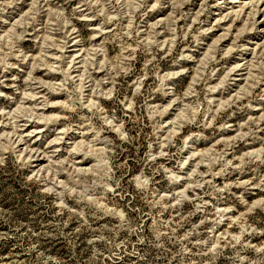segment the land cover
Instances as JSON below:
<instances>
[{
	"label": "rangeland",
	"instance_id": "rangeland-1",
	"mask_svg": "<svg viewBox=\"0 0 264 264\" xmlns=\"http://www.w3.org/2000/svg\"><path fill=\"white\" fill-rule=\"evenodd\" d=\"M43 1L0 0V264H264V38L232 75L253 20ZM26 123L40 149H17Z\"/></svg>",
	"mask_w": 264,
	"mask_h": 264
},
{
	"label": "bare ground",
	"instance_id": "bare-ground-1",
	"mask_svg": "<svg viewBox=\"0 0 264 264\" xmlns=\"http://www.w3.org/2000/svg\"><path fill=\"white\" fill-rule=\"evenodd\" d=\"M23 4L25 5H29L28 2L31 0H23ZM35 1V0H34ZM41 1V0H40ZM60 1V0H59ZM53 1L51 0H44L41 4L42 9L49 5H51ZM31 3V2H30ZM74 3V2H73ZM216 4V9L218 14L216 16H221L222 14L224 15V18L218 19V21H214V23H219L218 25H220V23H224L225 24V19H229L234 15H238L240 14V16L243 17H247L248 19H252L253 23H252V29L250 31L251 34L254 35V37L251 39V41L247 42V48H245L243 51H246L244 53V55H242V57L240 58L241 60L239 61L238 65L232 70V75L235 77V79L233 80L234 82H238V83H242L243 81H247L246 80V76L249 73V70L252 68V62L254 60V58L256 57L257 52H259L260 48L263 46V43H260V40H263L264 38V0H215L214 2ZM35 4V3H34ZM213 7V6H212ZM50 10V9H49ZM48 11V10H47ZM261 16V17H259ZM259 17V19H258ZM236 18H238L236 16ZM235 18V19H236ZM85 20V19H84ZM162 20V19H161ZM86 21H93V20H87ZM231 21V20H230ZM18 22V21H17ZM162 22V21H161ZM233 22V21H232ZM248 23V22H247ZM163 24V23H162ZM161 24V25H162ZM221 24V25H222ZM235 24V22H234ZM98 26V25H97ZM106 26V25H105ZM224 26V25H223ZM16 27V26H15ZM213 28V27H212ZM215 28V27H214ZM213 28V29H214ZM226 29V28H225ZM249 29V30H250ZM65 30V29H64ZM104 27H101L100 29L97 28L95 29V31H100V33H104ZM212 30V29H211ZM215 30V29H214ZM73 32V31H72ZM76 32L74 31V33L70 34V36L65 37V47H66V52H62V54H73L74 60L73 61V69H74V73L79 72L78 70L80 69V67L78 68V66H80L82 62V58L84 55V51L82 49H79V43L77 41L78 36H75L77 34H75ZM96 33V32H95ZM230 34V33H229ZM248 34V33H247ZM227 36V34H225ZM231 35V34H230ZM229 35V36H230ZM245 36V35H244ZM99 37H97L98 39ZM222 38V36H221ZM225 38V37H224ZM222 38V40L224 42H226L228 39V37H226V39ZM239 40V39H238ZM96 41V40H95ZM222 41V42H223ZM223 42V43H224ZM68 45H70V47L68 48ZM245 46V45H244ZM82 47V46H81ZM80 47V48H81ZM242 47V46H241ZM71 48V50H70ZM239 48V47H238ZM61 51V50H60ZM75 54V55H74ZM49 57V56H48ZM193 57V56H192ZM234 58V57H233ZM72 66V65H71ZM254 66V64H253ZM82 67V66H81ZM257 69V68H256ZM255 69V70H256ZM254 70V67L253 69ZM254 70V71H255ZM251 71V70H250ZM98 73V72H97ZM231 73V72H230ZM251 74V73H250ZM99 75V74H98ZM248 77V76H247ZM100 80V79H99ZM248 82V81H247ZM239 85V84H238ZM7 87V86H6ZM237 87V86H236ZM238 98V96H237ZM215 101V100H214ZM47 107V106H46ZM45 107V110H46ZM260 108V107H259ZM44 109V106H43ZM260 110H264V108L259 109ZM31 123V122H30ZM37 124L36 126H30L28 125V123L24 124L23 129L20 130L21 134L19 136V141L15 142V145L17 147V149H40L38 147L39 144L37 142H35V144H29L28 142V137L32 136V135H40V133H43L44 138L48 137L50 135V131H45L41 129V127L39 126V123H35ZM230 127V126H229ZM32 128V131H29V129ZM25 133V135H24ZM17 134V133H16ZM70 135V134H69ZM79 136L81 138H84L86 135L85 134H79ZM67 141H63L60 142V139H54L53 141H51L50 145L48 146L50 149H59L60 145H67L68 141L70 140H75L76 137H65ZM77 140V139H76ZM38 141V140H37ZM70 144V143H69ZM74 148L76 149L77 147L79 148V146L81 144L78 143H74ZM77 148V149H78ZM47 149V148H46ZM37 154V153H36ZM35 162L37 164H39L42 161V157L39 156H35ZM79 165L83 164V161H79L78 162Z\"/></svg>",
	"mask_w": 264,
	"mask_h": 264
}]
</instances>
